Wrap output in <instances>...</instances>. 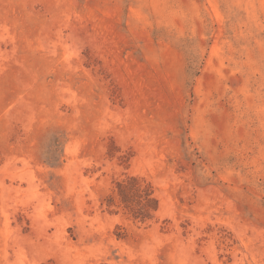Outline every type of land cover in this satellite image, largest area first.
Wrapping results in <instances>:
<instances>
[{
    "label": "rangeland",
    "instance_id": "obj_1",
    "mask_svg": "<svg viewBox=\"0 0 264 264\" xmlns=\"http://www.w3.org/2000/svg\"><path fill=\"white\" fill-rule=\"evenodd\" d=\"M0 264H264V0H0Z\"/></svg>",
    "mask_w": 264,
    "mask_h": 264
}]
</instances>
